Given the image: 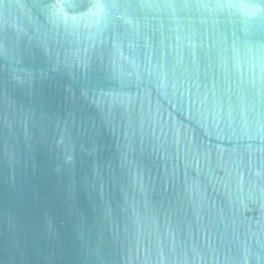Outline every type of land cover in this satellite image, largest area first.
I'll list each match as a JSON object with an SVG mask.
<instances>
[{
	"label": "water",
	"instance_id": "95a60500",
	"mask_svg": "<svg viewBox=\"0 0 264 264\" xmlns=\"http://www.w3.org/2000/svg\"><path fill=\"white\" fill-rule=\"evenodd\" d=\"M0 264H264V0H0Z\"/></svg>",
	"mask_w": 264,
	"mask_h": 264
}]
</instances>
